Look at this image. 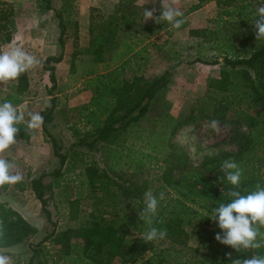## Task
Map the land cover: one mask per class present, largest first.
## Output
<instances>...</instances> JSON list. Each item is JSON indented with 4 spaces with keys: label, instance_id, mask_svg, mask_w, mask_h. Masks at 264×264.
<instances>
[{
    "label": "trees",
    "instance_id": "16d2710c",
    "mask_svg": "<svg viewBox=\"0 0 264 264\" xmlns=\"http://www.w3.org/2000/svg\"><path fill=\"white\" fill-rule=\"evenodd\" d=\"M41 1L47 10H53L50 0ZM210 2L222 8L216 15L214 30H189L192 36L201 34L202 42L223 57L219 86L221 99L217 107L210 109L212 113L204 115V120L209 123L217 120L219 124L227 126L230 130L228 139L237 146V151L207 157L198 168H194L189 164L186 153H176L169 142L168 154L163 159L164 166L158 168L161 171L157 178L159 186H154L152 180L148 179L140 183L124 180L119 174L112 178L107 170L113 169V166L106 165L101 169L94 162L86 163L84 153H61L60 146L47 129V125L52 122L53 104L40 114L44 118L41 129L44 138L51 144L59 167L50 173L42 172L36 178L28 177L25 181L13 184V187L19 192L29 189L40 203L46 220L52 225L48 205L49 193L53 190H64L67 208L71 210L83 190L88 191V197L98 207L76 227L53 229L39 243H29L31 254L27 264H118L114 262L115 259L119 260V264H232V260L249 258L253 254L252 250L238 253L219 243L215 235L222 230L208 215L221 203H229L233 199L228 195L229 192L247 194L256 190L257 185L264 187V41L256 40L252 23L256 18V10L263 5L264 0H196L183 12L185 23L179 29L172 28L166 21L157 23L155 19L149 24L137 25L139 10L144 6L135 5V0L123 1L111 15L98 17L100 22L96 26L89 25L90 45L86 53L93 56L94 63H106L103 66L105 71L100 73L99 68L95 69L91 65L84 74L86 87L93 96L87 106L82 108L85 111L82 121L88 129L87 135L92 139L89 142L85 138L79 139L76 145L113 156L118 154L119 149H124L121 148L124 136L148 116L158 94L171 80L170 70L151 79L141 73L152 58L149 48L156 46L151 38L161 32H167L170 36L173 30L187 28L186 16ZM54 13L59 30L57 43L60 52L43 61L52 83L48 89L50 101H53L52 95L57 89L54 65L63 60L66 35L62 13L56 10ZM159 15L160 9H157L154 16ZM14 16L13 6L0 0V49L13 39ZM135 27H138L137 31ZM126 31L136 34L128 38L131 35H126ZM198 62L202 60L197 58L192 63ZM202 63L216 65L218 60H204ZM125 72L132 74V80L122 77ZM24 84L26 86L25 81ZM242 104L254 111V115L249 114L246 131L241 130L239 121L219 114L233 105ZM197 120L198 116L190 113L182 119L173 120L166 130L172 137L179 129L195 124ZM17 127L20 131L15 138L29 140L27 126L22 122ZM73 135L79 138L80 132L76 130ZM149 149L155 152L154 147ZM143 154L148 161L154 158L148 153ZM76 157L79 158L80 175L83 178L77 186V197L70 199L66 196L68 184L62 172L67 174L75 168V164H78L75 162ZM225 159L235 160L243 169L239 187L221 179L224 176L221 164ZM136 165L143 167L145 163L138 162ZM47 177H52V181L46 183ZM10 186H0V191L5 192ZM82 186L84 189H80ZM149 189L158 199L160 193L164 194V198L159 200L152 226L166 230L167 236L163 240L145 243L141 237L148 225L140 220L139 212L144 207V193ZM70 219L74 217L70 216ZM192 224L196 242L190 245L188 228ZM36 232L34 226L0 200V251L22 245ZM47 241L52 244V251L43 246ZM257 251L264 255V249ZM227 253L232 254L231 259Z\"/></svg>",
    "mask_w": 264,
    "mask_h": 264
},
{
    "label": "rangeland",
    "instance_id": "374dc122",
    "mask_svg": "<svg viewBox=\"0 0 264 264\" xmlns=\"http://www.w3.org/2000/svg\"><path fill=\"white\" fill-rule=\"evenodd\" d=\"M29 1L31 0L17 4V8L25 12H21L19 18L16 17L17 30L11 43L3 47L5 51H8L12 47L20 46L27 53L34 55L39 60V64L6 85L0 84V103L10 101L24 111L23 123L26 126L30 119L28 112L41 114L54 104L52 122L47 125V129L60 146L62 154L68 155L73 151L84 153L83 158L86 163L94 162L101 169H104L106 165L113 166V169L107 170L112 178L119 174L124 180L129 179V181L140 183L148 179L152 180L154 186H159L157 178L161 171L158 168L164 166L163 159L168 154L169 142L173 144L176 153H186L189 164L194 168H198L207 157L211 158L222 152L237 151V146L228 139L230 130L227 126L218 124L220 131L217 133L213 131L211 123L204 120V115L207 112L212 113L210 109L217 107L221 99L222 93L219 86L223 57L217 55L207 43L202 42L201 34L192 36L189 33L190 29L201 32L214 30L216 15L222 9L215 2L207 3L200 10L187 15V28L173 30L170 36L167 32H161L158 34L160 36L151 38V42L156 46L149 48L152 58L141 73L145 78L151 79L170 70L171 80L168 86L158 94L148 116L140 120L124 136V143L121 146L124 149H119L118 154L113 156L106 153L103 155L102 151L97 152L88 147L76 145V142L82 138L88 142L92 139L87 135L88 129L84 127L82 121L85 112L82 108L87 106L93 96L86 87L87 79L84 74L90 70L91 65L95 69L99 68L102 73L105 71L103 66L106 64L94 63L93 56L86 53L90 45L89 25L96 26L100 22L98 17L111 15L117 5L126 0H50L53 10H47L41 0H33V6L25 8V4ZM195 2L196 0H176L175 6L185 12ZM160 3L161 0H135V5L144 6L139 10V19L136 24L142 26L151 23L152 19L144 21V9L148 8L155 13L157 9H160ZM55 10L62 13L66 35L63 60L54 65L57 89L53 92V101H50L48 89L52 83L49 80L50 72L44 69L43 61L46 57L57 56L60 52L57 43L59 30ZM85 21L87 25L84 29L81 23ZM134 30L137 31L138 27ZM126 32V35H131L128 38L136 34L133 31ZM197 58H200L202 62L218 60V63L216 65L192 63ZM122 77L128 81L133 78L130 72L123 73ZM20 88L23 89L20 91ZM245 111L248 115L244 114ZM190 113L198 116L197 123L182 127L170 137L166 126L173 120L182 119ZM253 113L252 108L242 104L233 105L219 114H225L227 118L239 121L242 124L241 130L246 131V123L248 118L254 115ZM76 130L80 132L79 138L73 135ZM29 132V140L15 138V143L3 154V158L14 162L12 174L19 171L23 176L22 181L27 180L28 177L36 178L42 172L50 173L59 167V161L53 155L51 144L44 138L41 127ZM151 146L155 148V152H151L149 149ZM144 152L154 158L148 161L144 158ZM78 157L75 161L78 164H75L73 170L68 171L67 174L65 171L62 172L68 184L66 196L70 199L77 197L76 193L79 190L77 186L79 180L83 178L80 175ZM138 162L145 165L139 167L136 165ZM52 179L47 177L45 182L49 183ZM80 189H84V186ZM88 195V191L83 190L71 210L67 208L63 189L49 193L48 209L51 213L52 225L46 220L40 203L29 189L19 192L11 184L7 191H0V200L37 229L35 235L22 245L1 251L11 257L12 264H27L31 254L29 243L33 245L39 243L53 229L76 227L88 213L98 207ZM70 216L74 219L71 220ZM193 224L188 228L190 245L196 242ZM43 246L51 251L53 249L50 241L45 242ZM114 262L119 264L118 259Z\"/></svg>",
    "mask_w": 264,
    "mask_h": 264
},
{
    "label": "clouds",
    "instance_id": "9594fccd",
    "mask_svg": "<svg viewBox=\"0 0 264 264\" xmlns=\"http://www.w3.org/2000/svg\"><path fill=\"white\" fill-rule=\"evenodd\" d=\"M176 0H161L160 15L154 16V11L144 9L143 18L147 22L155 19L157 23L166 21L172 28L179 29L184 23L183 12L175 6ZM254 24L255 37L257 41H264V5L255 12ZM39 60L20 46L12 47L5 51L0 49V84L6 85L9 81L17 79L22 73L36 67ZM30 119L27 122V130H37L43 123L44 118L39 113L28 112ZM24 111L14 106L10 101L0 103V186L5 184H16L22 181L23 176L19 171L12 174L14 162L3 158V154L14 143L15 137L20 129L17 125L24 122ZM219 121L212 120L213 131L219 133ZM221 171L228 184L239 187L241 184L243 169L232 159H225L221 164ZM231 199L229 203H221L208 215L217 223L222 232H217L215 239L236 252L252 250L249 258L232 260V264H264V255L257 250L264 249V187L256 186V190L247 194L240 191L228 193ZM164 198L160 193L159 199L149 189L144 193V207L139 212V218L144 221L148 228L142 233L145 243L163 240L167 231L158 229L153 225V218L157 215L159 200ZM230 259L232 254H226ZM0 264H12L11 257L0 251Z\"/></svg>",
    "mask_w": 264,
    "mask_h": 264
},
{
    "label": "crops",
    "instance_id": "0c3cea01",
    "mask_svg": "<svg viewBox=\"0 0 264 264\" xmlns=\"http://www.w3.org/2000/svg\"><path fill=\"white\" fill-rule=\"evenodd\" d=\"M4 1H6V2H8V3H11L12 6H13V8H14V12H15V16H14V18H15V30H17V26H16V19H17V18H16V17L19 18L20 13H21V12H25V10H23V9H21V8H17V4L20 3L21 1H25V0H4ZM31 6H33V0H31V1H29L28 3L25 4V8H27V7H31ZM26 11H27V9H26ZM27 12H28V11H27ZM27 12H26V13H27ZM86 25H87V22H86V21L83 22V23H81V27H82V28L84 27V29H85ZM158 36H160V35H158ZM7 45H9V44H7ZM4 47H5V46H4ZM4 47H2L3 50L5 49Z\"/></svg>",
    "mask_w": 264,
    "mask_h": 264
}]
</instances>
